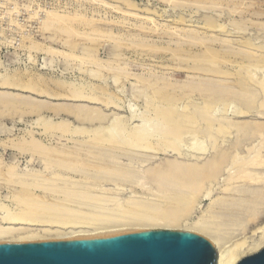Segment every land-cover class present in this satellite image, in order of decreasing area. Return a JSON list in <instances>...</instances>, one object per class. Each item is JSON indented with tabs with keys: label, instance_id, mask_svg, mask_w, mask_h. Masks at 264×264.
<instances>
[{
	"label": "rangeland",
	"instance_id": "rangeland-1",
	"mask_svg": "<svg viewBox=\"0 0 264 264\" xmlns=\"http://www.w3.org/2000/svg\"><path fill=\"white\" fill-rule=\"evenodd\" d=\"M50 11L54 13L52 14L54 18L55 14L59 17L53 19ZM62 15L64 17H60ZM65 15L72 19L69 20L68 17L66 20ZM187 80L189 83L186 84ZM217 81H220V84ZM200 82L202 85L199 86ZM174 83L178 86L174 87ZM212 83L215 86L211 85ZM217 85H229L231 88L225 89L223 86L221 90L222 87ZM263 85L264 0H0V200L11 205L13 197L22 196L20 187L12 185L14 179L11 176L8 178L9 167L18 174L33 169L40 170L43 164L39 156H45L44 151L39 152L41 145L50 149L71 148L77 141L88 139L93 130H106L105 128L107 131L114 130L119 124L124 125L127 131L133 130L135 126L153 129L154 126L157 127L155 125L157 122L159 124L161 122L159 126H166L164 117L163 119L160 117L162 114L160 108H168L166 104L168 96L174 99L176 108L181 107L182 112H186V116L182 117L185 121L182 120L179 124L182 125L180 131L186 128L181 134L184 138L180 137L181 142H173L180 146L170 144L171 147H167L166 151L167 144L164 140L156 145V140L151 139L150 144L153 143L151 149L137 150L131 146L110 153L103 152L113 161L115 159L119 161L121 166L128 167V171L120 178L113 176L104 182L102 190L97 188V191L107 192L105 199L98 201L101 206L110 209L117 203H126L127 200L158 202L160 193L157 191L158 182L153 177L155 172H166L162 168H167L169 164V168L178 163L180 167H184L183 164L186 167L190 166L196 156L201 157L202 161H207L213 159V155L218 156L221 151L224 155L228 153V156L233 149L235 152L241 151L239 155L244 157L250 154V157L252 156L250 159H257L260 155L264 158ZM164 87L168 92L164 91ZM203 92L205 93L202 94ZM205 95L207 97H204ZM173 96L178 100L176 101ZM209 100L212 103H209ZM187 102L189 106L186 105ZM212 104L216 108L212 107ZM195 106L197 109L206 108L204 111H208L207 114L201 111L203 109L196 111ZM236 111L239 112V116ZM240 112H243V115ZM204 113L208 121L199 118L204 116ZM209 113L213 118L218 116L216 118L220 123L217 121L215 125L212 124ZM156 114L160 116L157 118ZM187 115L189 118L196 117V121L199 122L191 119L192 117L190 119L193 122H188L190 119H187ZM203 116L202 118H205ZM203 126L211 132L209 130L206 132L207 129L205 130ZM190 128L194 135L191 131L185 132ZM196 129L198 134L204 132L201 136L205 133L207 135L200 137V134L194 133ZM211 129H214L213 132ZM216 133L219 135L215 136ZM205 136L207 137L204 138ZM211 137H216L220 143ZM30 143L37 148L30 146ZM169 148H174L170 149L171 153L168 152ZM175 149H179L181 153L178 154ZM249 149L251 151H248ZM245 162L246 160L239 161L238 164ZM238 164H234L232 171L236 168L242 170L244 164L242 166ZM149 167L151 171L148 170ZM160 169L162 170L159 171ZM179 172L180 170H176L175 174L179 175ZM216 173L218 172L216 171L215 175ZM9 179L11 180L7 181ZM261 191L264 192V189ZM218 195H221L219 189L214 191L213 197ZM262 201L264 203V197ZM196 202L190 204V208L187 209L186 207L184 209V204H179L181 206H177L178 210H175L177 216L174 215L175 221L160 219L156 222L166 225L180 223L182 227L197 224V227L207 226L210 231L214 229L212 232L216 230L215 233L228 239L232 236L230 234L240 233L234 232L239 228L238 224L237 226L234 224L232 227L234 229H230V232L227 228L229 224L225 226L219 218L214 219L215 216L211 213L216 210V204L208 208L209 200H200L199 206L195 207ZM178 212H181L180 216ZM207 217L212 220L206 219L205 226L203 223ZM117 220L119 222L123 220L120 223H124L125 219ZM200 220L203 225L199 224ZM118 221L115 219L112 222L119 223ZM215 222L219 224L216 225ZM215 225L219 227L215 228ZM246 229L249 230V227ZM217 230H224L225 233ZM246 233L244 235L249 237L250 232ZM233 238L232 242L237 237ZM257 238L255 235L254 239ZM231 240L225 241L226 244L229 243L228 246L232 244Z\"/></svg>",
	"mask_w": 264,
	"mask_h": 264
},
{
	"label": "bare ground",
	"instance_id": "bare-ground-1",
	"mask_svg": "<svg viewBox=\"0 0 264 264\" xmlns=\"http://www.w3.org/2000/svg\"><path fill=\"white\" fill-rule=\"evenodd\" d=\"M50 13H51V11H50ZM261 13H263V12H261ZM52 14H54V13H51L50 15H52ZM55 16H56V18H54V16L52 18L57 19V16L59 17L58 14H55ZM60 17H64V16L62 15ZM68 17H69V15H68ZM68 17H67V15H65V19L66 18L68 19ZM58 19L62 20V18H58ZM71 19L72 18L69 17V20H71ZM149 19H151V18H149ZM60 20H58V21H60ZM63 23H65V22H63ZM37 25H38V23H37ZM221 27H222V25H221ZM49 28H50V26H49ZM34 47H35V45H34ZM198 73H199V71H198ZM221 73H222V70H221ZM214 74H215V72H214ZM196 75H198V74H196ZM157 78L159 79V77H157ZM163 78H165V77H163ZM188 80H189V77H188ZM188 80H187L186 84L189 83ZM211 80L213 81L212 78H211ZM143 82H145V81H143ZM190 82H192V81H190ZM197 82H195L196 85H197ZM167 83H168V81H167ZM215 83H216V81H215ZM217 83L220 84V81L219 82L217 81ZM152 84H153V82H152ZM193 84H194V82H193ZM198 84H199V86H200V84L202 85L201 82ZM223 84H225V83H223ZM172 85H173V83H172ZM211 85L215 86L214 83H212ZM176 86H178V85H176ZM176 86L174 83V87H176ZM185 86H187V85H185ZM207 86H208V83H207ZM213 86H209V87L212 88ZM217 86L222 87L221 90H223L224 85L223 86L217 85ZM153 87H155V86H153ZM168 87L171 88L169 85H168ZM224 87H225V89L231 88V87H229V85H226ZM165 89H167V88L164 87V91H165ZM177 89H179V88H177ZM182 89H183V87H182ZM233 89H235L234 86H233ZM161 90L163 92L162 87H161ZM185 90L187 91V89H185ZM190 90L192 92L191 88H190ZM159 91H160V89H159ZM188 91H189V89H188ZM72 92L74 93V91H72ZM204 93L205 92H203L202 94H204ZM75 94H73V95H75ZM153 94H154V96H157V94H155V93H153ZM191 95H192V93H191ZM199 95H200V93H199ZM75 96H77V94ZM165 96H167V95H165ZM170 96H172V95H170ZM183 96L186 97V95H183ZM209 96H210V94H209ZM204 97H207V96L205 95ZM211 97H212V95H211ZM186 98H188V97H186ZM90 99H91V97H90ZM161 99H163V98H161ZM195 99H197V98H195ZM198 99H199V97H198ZM200 99H201V97H200ZM208 99L209 98H207V100ZM91 100H93V99H91ZM175 100L177 101L178 99L175 98ZM180 100H183V99H180ZM231 100H233V99H231ZM109 101H107V102H109ZM221 101H223V100H221ZM107 102H106V104H108ZM166 102H167L166 104H167L168 108H165V109H167V110H165L164 108H160V109H162L161 113L162 114L164 113L165 115L163 114V116H162V114H161V116H160V114L159 115L156 114L157 118L160 116L163 119V117H164V120H165L164 123L166 124V126L165 125L159 126L161 124V122H160V124L157 122V124H155V125H157V127L155 128V126H154L153 129L147 130V129H143L139 126H135V128L133 130L127 131L126 127L124 125H121L117 122V124H119V125H118V127H116V129L114 128V130L107 131V128H105V127L104 128L106 130H103V129H101V130L96 129L97 131L91 130L92 134L87 133V134H90L88 139L80 140V141L76 140L77 143L74 142L75 145L71 146V148L59 149V148L52 147L54 149H52V148L50 149L48 147H45L44 145H41L39 152H40V150L44 151L45 156L47 153V157H45L44 155H42V157H40L41 155L39 156V160L43 164V167L40 170L33 169L29 172H24L22 174L21 173L18 174L15 171H13L12 167L11 168L9 167V177L8 176H6V177L10 178V176H11L14 179L13 180L14 184H12V185H18L20 187V191L23 192V194H22V196L20 195L21 196L20 198H18V196H17V198L11 197L12 198L11 201L13 200V203L11 205L3 203L0 200V240H10V241L39 240V239H45V238H67V237L79 236V235H111V234H118V233L130 232V231H135V230H143V229H173V230H184V231L194 232V233L203 235L206 238H208L209 240H211L214 247H215L216 253H217L216 264H235L242 257L260 250L264 246V203L262 201V199L264 197V192L261 191V189H264V167H263L264 158L259 153H258L260 155L258 157L259 159L258 158L257 159H250V158H252V156L250 157V154H248L245 157L241 156V155H239L240 154L239 152H241V151L235 152V150H233L231 147L230 149H232L233 152L229 153L228 156H227L228 150L226 151L227 154H225V155L222 153V151L220 152L222 154H220V153H219V155L217 154L218 156H215L212 153V155L214 156L213 159H209V160L207 159V161L206 160L202 161L200 159L201 157L199 158L198 156H196V158L193 159L195 161L192 164L190 163L189 164L190 166H187V167L185 166V164H183L184 167H180L181 165H179V163H178L173 168L171 166H170L171 168H169L170 164L169 165L166 164V166L168 165V167L165 169L162 168L163 170H166V172H164V171H162L161 173L155 172V175H153L154 179L157 180V182H158V183H156L157 184V191L160 193V196H159L160 198L158 199V202H156L155 200H154L155 202H152V201L150 202V200L149 201L127 200L126 203H123V204L119 203L120 205L117 203L118 204V205L116 204L117 206L114 205V207L113 208L110 207V209H108V207L105 208L106 206L105 207H104V205L101 206L98 203V201H103V199H105V194L107 192H105V190L104 191H97L98 190L97 188H101L103 186L104 182L110 180L113 176L120 178L124 175V173L126 171H128L127 170L128 167H126V166L124 167L123 165L121 166L119 161H118L119 163L117 162L116 159H115L116 161L115 160L113 161L111 159V157H108L107 156L108 154L105 155V153H107V152L110 153L112 151L120 150V149L123 150V148H125V147L128 148L131 146H134V148H137V150H139V148H141V149L142 148H145V149L150 148L151 149L152 144H153V143L150 144L151 139L156 140V143L154 142L155 140L153 141L156 145L160 144L161 140H164L165 143L167 144L166 148H165L167 151V149H168L167 147H171L172 144L176 145L173 142L180 141L179 139H180V137H182L181 134L184 132V129H186V128L182 129L183 131H180L181 130L180 126H182V125H179V124H181V121L183 119H185L182 117L186 116V112H182L183 110L181 109V107H179V109L181 111H179V109L175 107L174 99L172 97L168 96ZM196 102H198V101H196ZM193 103H194V100H193ZM209 103H212V101H210ZM111 104H109V105H111ZM206 104H207V102L205 103V105ZM186 105L189 106V103ZM194 105H195V103H194ZM201 105H202V102H201ZM205 105L203 104V107H205ZM217 105L218 104L216 103V107H217ZM185 106H184V108H186ZM191 106L193 107V105H191ZM196 106H195L196 111L199 109H203L201 111L206 112V114H207L208 111H204V110L208 109L207 105H206L207 109L206 108L205 109L204 108L197 109ZM209 106H210V104H209ZM212 107H215V106L213 105ZM189 108H187L188 111H189ZM210 110H211V108H210ZM238 111H236V112H238ZM158 112H160L159 109H158ZM191 112H193V111H191ZM191 112H190V114H191ZM183 113H185V115ZM210 113L208 115H209V118L212 119L211 123L215 125L216 122L218 121V118H216L218 116H216V117L214 116L215 118H213V116L210 115ZM206 114L204 113V116L203 115L202 116L205 117ZM214 114L217 115L216 112ZM234 114H235V112L233 113V115ZM241 114L243 115V112ZM194 115L196 116V112ZM202 116L199 118L206 119L208 121L207 117L202 118ZM238 116H239V112H238ZM227 117L228 116H226V118ZM190 118L187 115V119H190ZM221 118H223L222 115H221ZM221 118H220V120H222ZM191 119H195V121H196V117H192ZM191 119L189 121L188 120H186V121L190 122ZM228 120H229V118H228ZM183 121H185V120H183ZM108 122H109V120H108ZM191 122H193V121H191ZM196 122H199V121L197 120ZM213 122H215V123H213ZM218 122L220 123V121H218ZM162 124H163V122H162ZM200 124H202V123L200 122ZM227 124L228 123H226V125ZM235 125H236V123H235ZM235 125H233V126L235 127ZM185 126H186V123H185ZM187 126H189V125H187ZM213 126H211V128H214ZM190 127L193 128V126H190ZM196 127H194V128H196ZM221 127H223V126H221ZM108 128H111V127H108ZM191 128L185 130V132L186 131L190 132ZM203 128H204V126H203ZM229 128H230V126H229ZM206 129H207V127H206ZM223 129H225V127ZM226 129H227V126H226ZM243 129H244V127H243ZM196 130L194 131V133L197 132V135L200 134V137H203L205 134L207 135V133H205L203 136H201V133L203 131L201 133L199 132V134H198V130L197 131ZM208 130L209 129H207L206 132H208ZM211 130L213 132L214 129H211ZM79 132H81V131H79ZM189 132H187V133H189ZM191 134H193L192 131H191ZM220 134H222V131ZM212 135H213V133H212ZM217 135H219V134L216 133L215 136H217ZM154 137H156V138H154ZM206 137L207 136H205L204 138H206ZM220 137H222V136L220 135ZM183 138L184 137H182V139ZM208 138H210L209 134H208ZM211 138L215 139L216 137L215 138L211 137ZM218 138H219V136H218ZM224 138H225V136H224ZM215 140H218V139L216 138ZM215 140H213V141H215ZM72 141H74V140H72ZM34 142L36 143V140H34ZM180 142H178V144ZM218 142L220 143L219 140H218ZM33 143H30L31 145L30 144L29 145L33 146L34 145ZM37 144L40 145L39 143H37ZM170 144H171V146H170ZM181 144H183V143H181ZM212 144H213V142H212ZM227 144H228V142H227ZM216 145H217V143H216ZM176 146L179 147L180 145L179 146L176 145ZM176 146L175 147L173 146V147L177 148ZM194 147H195V145H194ZM216 147H215V150H216ZM236 147H237V145H235V149H237ZM34 148H37V146ZM174 148H172V149H174ZM170 149L171 148H169L168 152L170 151ZM137 150H136V152H138ZM142 150H144V149H142ZM202 150H200V151H202ZM174 151L178 152V154L181 153V151H179V149H175ZM196 151H197V149H196ZM248 151H251V149H249ZM103 152H105V153H103ZM171 152L172 151H170V153ZM206 152L204 151V153H206ZM212 152H213V150H212ZM252 152H253V150H252ZM255 152H256V150H255ZM217 153H218V150H217ZM190 155H191V157H195V155L194 156H192V154H190ZM203 155H205V154H203ZM204 157H207V156L205 155ZM208 158H210V156ZM127 159H129V158H127ZM202 159H203V157H202ZM148 160H150V159H148ZM243 160H246L245 164L243 163L244 165L241 163L238 164L239 161L243 162ZM169 161L170 160L168 159L167 162H169ZM131 162H132V160H131ZM167 162H165V163H167ZM165 163H163V166ZM185 163L187 164V162H185ZM235 163H237L240 166L243 165L241 167L242 168L241 171L238 169L240 172L237 170V168L232 171V167L234 166ZM180 164H181V162H180ZM157 167H159V165L156 166V170H157ZM160 167H161V165H160ZM236 167H237V165H236ZM162 169H160L159 171H161ZM148 170L151 171L150 167ZM176 170H180L179 175L175 174ZM181 171H183V172L181 173ZM216 171L218 173L220 171L221 172L219 174L216 173V175H215ZM236 171H238V173H236ZM150 173H148V174H150ZM152 174L153 173H151V175ZM211 174H213L212 177L210 176ZM127 177H129V176H127ZM209 177H211V178H209ZM151 178H148V179H151ZM10 180L11 179H9L7 181H10ZM97 180H99V181H97ZM152 182H154V180ZM237 183H240L242 185H239ZM199 189H201V190L199 191ZM217 189H219L221 195L213 197L214 191H216ZM101 190H102V188H101ZM119 191H121V190H119ZM199 192H201V193L199 194ZM16 195H18V194H16ZM106 197L109 198L108 195H106ZM111 199H112V197H111ZM200 200H209L208 208L214 207L213 205L216 204L215 205L216 210H213L215 213L213 212L211 214L212 215L214 214V216H215L214 219L217 220V218H219L220 221L223 222V224L225 226L229 224L227 226V228H229V231H230V229H234V228H232L234 224H236L235 226H237V224H238L239 228L236 227L237 230L235 229L234 232L239 231L240 233H238V234H230L229 233L232 236L226 234L227 236H230L231 238H233L234 236H235V238L237 237L236 239L233 238V239H235L233 242H232L231 238H229L231 240L232 244H230L228 246L229 243L226 244V242H225L226 240L227 241L229 240L228 238L223 237L224 238L223 239L221 237L223 235L219 236L217 233H215L216 230H215V232H212L214 229H212L210 231V229L207 228V226L205 225L206 224L205 220L206 219H208L207 221L212 220V219H209L211 217V214H210L209 218L207 217L204 219L205 223H203V224L206 226L207 229L204 226L197 227L198 224L196 226H192V227L191 226L190 227H182L180 225V223L179 224L175 223L174 225H166V224H160V223L156 222L157 220H160V219H163V221L165 220V221L173 222L176 220L174 218L176 216L175 210H178L177 206H181L179 204H184V209H185V207L187 209V207H189L190 204L193 205V203L195 201H197L195 203V205H196L195 207H197V205L200 203ZM108 202H109V199H108ZM184 209H182V210H184ZM182 210H179V211H182ZM183 212H185V211H183ZM179 213H181V212H178V214ZM239 214H241V215H239ZM180 215L181 214H179L178 216H180ZM184 215H185V213L183 214V216ZM207 215H209V214H207ZM115 219H116V221H118L117 219H119V220L125 219V220H128L129 222L128 221L126 222L125 220H124V223H120L123 220H121L120 222L118 221L119 223L112 222V221H115ZM216 223L217 222H215V224ZM199 224L203 225L202 221L199 222ZM217 224H219V223H217ZM124 225H126V226H124ZM211 225H214V224L211 223ZM216 225H215V228H218L219 226L216 227ZM135 226H137V227H135ZM247 226L249 227V230L246 229ZM217 231H219V230H217ZM220 231L224 232V230H220ZM246 231L250 232L249 233L250 235L252 232V235L250 236L248 234L249 237H246V234H247ZM232 232H233V230H232ZM244 233H246V234L244 235ZM240 235H241V237H239ZM255 235L258 237L257 239H254ZM250 238H252V239H250ZM248 239H250V240H248Z\"/></svg>",
	"mask_w": 264,
	"mask_h": 264
},
{
	"label": "water",
	"instance_id": "water-1",
	"mask_svg": "<svg viewBox=\"0 0 264 264\" xmlns=\"http://www.w3.org/2000/svg\"><path fill=\"white\" fill-rule=\"evenodd\" d=\"M216 260L215 247L207 238L184 230L0 240V264H216ZM235 264H264V246Z\"/></svg>",
	"mask_w": 264,
	"mask_h": 264
}]
</instances>
